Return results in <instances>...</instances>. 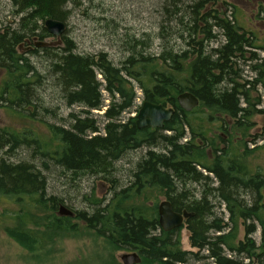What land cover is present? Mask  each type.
<instances>
[{"label":"trees","instance_id":"obj_1","mask_svg":"<svg viewBox=\"0 0 264 264\" xmlns=\"http://www.w3.org/2000/svg\"><path fill=\"white\" fill-rule=\"evenodd\" d=\"M77 2L11 0L19 18L0 30L2 108L16 115L31 109L27 117L34 118L39 107L34 90L48 78L66 106L83 108L79 115L69 114V128L48 124V140L30 130L0 129V199L27 207L14 214L16 224L5 227L6 236L32 253L61 233L77 230L71 218L56 213L64 207L63 200L47 197L42 170L55 167L73 181L97 177L111 185L108 199L84 195L90 212H74L72 218L115 250L137 253L140 264H264V175L250 169L249 152L241 151V146L247 149L246 142H234L231 136L224 140L213 131L225 128L221 122L227 127L225 117L233 121L230 128L244 137L252 126L249 118L264 114L255 109L260 96L253 95L259 88L264 94V58L256 54H264V39L255 45L259 38L254 31L243 30L230 4L218 11L208 8L217 0H162L158 56L138 52L135 41L117 67L105 53H74V44L65 36H61L62 47H35V37H49L44 22L64 23L67 5ZM213 28L220 33L219 43L207 48L217 38ZM168 35L178 36L184 48L174 52ZM28 42L34 47L31 55L41 52L48 61L45 79L16 51ZM136 89L142 102L173 108L162 130H138L135 116L123 119L124 114L138 112ZM102 90L108 95L107 105ZM184 92L199 100L190 112L181 110L176 101ZM103 108L100 130L90 112ZM142 150L146 151L133 167L124 170L129 173L121 183L115 164ZM17 151H21L19 159H15ZM154 193L163 196L174 212L190 214L184 225L196 253L181 249V228L160 229L157 205L149 204ZM221 206L227 220L219 212ZM255 223L261 230L259 245L252 238ZM240 226L244 228L241 240Z\"/></svg>","mask_w":264,"mask_h":264},{"label":"rangeland","instance_id":"obj_2","mask_svg":"<svg viewBox=\"0 0 264 264\" xmlns=\"http://www.w3.org/2000/svg\"><path fill=\"white\" fill-rule=\"evenodd\" d=\"M161 2L162 0H78L75 5H67L68 18L64 22L66 31L63 36L74 44V53L80 55L105 53L114 66L117 67L128 56L135 41L138 52L145 51L158 56L161 52L158 27L162 19L158 4ZM226 4H230L235 8L232 7L239 25L242 26L244 31L255 32L260 40H255V45L261 44V40L264 39V0H217L215 5L208 8L219 11ZM259 5L261 7H258ZM18 18L13 13L11 0H0V30L12 25ZM208 25H211V21L208 22ZM214 31L217 32V38L209 42L207 48L215 47V44L218 45L219 43L220 33L213 28V34ZM166 39L174 52L184 48V43L178 36L168 35ZM36 43H44L50 48H57L62 47L63 42L61 37L57 39L49 36L43 39L35 37L33 44ZM33 49L32 43L28 42L27 45H19L16 51L27 58L37 69L39 75L45 79L48 76V61H44L41 52H37V56L31 55L30 52H33ZM256 54L260 58H264L261 51H257ZM245 55L249 54L246 53ZM245 74L246 72H244ZM245 76L249 77L250 75ZM2 77L3 73L0 70V81ZM97 79L100 80L101 77L97 75ZM257 90L258 92L253 95L254 97L260 96L261 103L257 104L255 109L264 110V94L260 91V88ZM101 93L104 104L107 105L109 103L108 95L103 90ZM34 94L39 102L38 111L34 118L27 117L32 114L31 109L25 112L19 111L16 115L0 106V129L4 128L16 132L30 130L48 140L49 135L46 129L48 124L69 128L71 124L69 114L79 115L83 109L79 106H66L61 98L60 90L53 85L49 78L43 81L41 87H36ZM136 94L135 109H139L142 96L137 89ZM165 108L170 107L166 106ZM104 110L105 108L101 111L90 112L91 118L97 121L96 124L100 130L103 128V123H100L99 116ZM136 115V111L124 114L123 119ZM222 120L228 123L226 127L221 122L223 128H226V132H224L225 128L221 130L213 128L214 134L221 136L224 140L230 139L231 136L233 141L237 139L246 142L247 149L241 146V151L246 150L249 152L247 161L250 169L260 171L264 175V150L260 149V146L264 144V114H255L249 118L252 126L248 132L245 131L244 137H241L236 130L230 128L232 120L225 117ZM207 127L210 128V125H207ZM164 134L168 135L169 133L164 132ZM215 143L219 147L223 146L217 139ZM145 151L127 154L115 164L118 172L116 176L118 179L121 177V183L124 182V179L127 180L129 173L128 171L124 173V170L131 169ZM17 152L15 159L20 158L19 152L21 153V151ZM15 159L12 161L15 162ZM198 170L202 171L201 169ZM42 171L46 176L45 191L47 197L54 196L62 199L64 207L73 212V215L74 212H90L89 204L86 203L84 195H87V197L92 196V199H108L112 193L110 190L111 185L97 177H82L73 181L70 175L62 174L61 170L55 167H51L48 171ZM210 177L212 178V176ZM163 200H165L163 196H156L154 193L149 204L154 202L158 206L159 202ZM26 208L25 204H16V202L0 199V264H106L112 261L115 264H121L120 257L125 253H131L115 250L104 238L97 236L94 231L85 228L80 221L74 218H71V223L77 225L76 231L61 233L60 236L55 237L52 242L41 250L28 252L8 238L4 231L5 227L15 226L14 214L21 210L25 211ZM219 212H223L224 220H227L228 215L224 206H221ZM56 213L58 215V211ZM255 227L252 238L255 240L256 245H259L261 243V230L257 224ZM179 236L182 250L197 252L196 249L190 246L189 234L185 225L181 228ZM243 236L244 228L240 226L239 240L243 239ZM201 255H206V253L202 252Z\"/></svg>","mask_w":264,"mask_h":264},{"label":"water","instance_id":"obj_3","mask_svg":"<svg viewBox=\"0 0 264 264\" xmlns=\"http://www.w3.org/2000/svg\"><path fill=\"white\" fill-rule=\"evenodd\" d=\"M49 36L59 39L64 35L66 26L63 22L48 19L43 24ZM44 43H36L35 47H46ZM177 104L184 112H190L199 105V100L190 92H184L177 96ZM174 113L173 108H165L162 105H155L149 102L141 103L140 109L136 115L135 126L138 130L150 128L162 130ZM158 224L162 231L169 232L180 229L184 222L190 217V214L183 211L176 213L171 209L170 203L165 199L159 202L157 206ZM59 216L72 218L73 213L63 206L59 207ZM121 264H140L141 259L135 252L125 253L120 257Z\"/></svg>","mask_w":264,"mask_h":264}]
</instances>
